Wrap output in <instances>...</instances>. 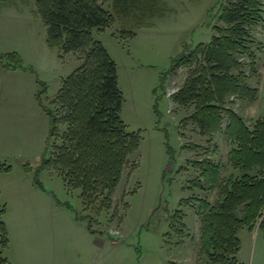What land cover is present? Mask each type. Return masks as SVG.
<instances>
[{
    "label": "rangeland",
    "instance_id": "obj_1",
    "mask_svg": "<svg viewBox=\"0 0 264 264\" xmlns=\"http://www.w3.org/2000/svg\"><path fill=\"white\" fill-rule=\"evenodd\" d=\"M112 1L103 6L112 11L113 24L93 29V37L116 63L120 116L129 130L140 133L141 142L105 210L85 207L81 190L44 165L59 142L56 136L47 143L44 106L57 111L61 81L81 60L48 47L36 0L0 1V53H17L27 68L0 64V164L10 167L0 170V204L9 231L2 255L10 264H217L199 254L202 221L194 198L213 202L218 189L195 186L200 174L195 162H221V177L240 174L228 161L227 122L221 131L202 135L195 124L181 121L192 109L173 103L171 95L187 74L185 67H174L173 59L210 41L221 2ZM252 34L259 50L255 67L245 71L256 97L230 96L227 104L249 127L264 119V21ZM42 89L44 106L36 97ZM177 211V219L172 218ZM239 238L238 264H264L258 222L252 230L241 228Z\"/></svg>",
    "mask_w": 264,
    "mask_h": 264
},
{
    "label": "trees",
    "instance_id": "obj_2",
    "mask_svg": "<svg viewBox=\"0 0 264 264\" xmlns=\"http://www.w3.org/2000/svg\"><path fill=\"white\" fill-rule=\"evenodd\" d=\"M106 1L36 0L48 47L75 53L81 60L61 81L54 100L57 111L44 106L40 98L44 83L40 82L43 89L36 93L49 117L47 143L59 136L44 165L59 171L71 188L81 190L85 207L98 210L111 207L129 156L141 142L140 133L129 130L120 116L123 95L116 63L93 37V29L101 30L114 22L112 11L103 6ZM115 1L125 3L113 0V5ZM218 2L210 41L183 50L173 59L174 67H185L187 74L171 99L192 109L181 121L192 122L202 135L221 131L227 122L228 161L240 174L221 177V162L197 160L200 174L195 186L205 185L207 191L217 188L218 193L213 202L206 196L194 199L202 221L199 254L217 264H238L240 229L252 230L258 222L264 235V119L249 127L227 104L230 96L251 101L256 97V89L246 81L245 68L255 67L259 45L252 30L264 21V0H215L213 6ZM0 64L10 70L27 69L15 52L0 53ZM59 125L64 127L61 134ZM0 170L9 171L10 167L0 164ZM5 211L0 204V264H10L2 255L9 244ZM177 215L178 211L172 218L177 219ZM88 228L95 232L90 223Z\"/></svg>",
    "mask_w": 264,
    "mask_h": 264
},
{
    "label": "crops",
    "instance_id": "obj_3",
    "mask_svg": "<svg viewBox=\"0 0 264 264\" xmlns=\"http://www.w3.org/2000/svg\"><path fill=\"white\" fill-rule=\"evenodd\" d=\"M7 229H8V228H7ZM8 235H9V231H8ZM242 249H243V248L240 249V252H239L240 255L242 254V251H243ZM259 251H260V250H258V252H259ZM255 253H257V251H256ZM255 253H254V256H255ZM252 259H253V258H252ZM7 260H8V259H7ZM252 261H253V260H252Z\"/></svg>",
    "mask_w": 264,
    "mask_h": 264
}]
</instances>
